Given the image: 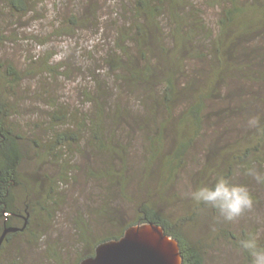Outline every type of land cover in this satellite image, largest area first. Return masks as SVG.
Returning <instances> with one entry per match:
<instances>
[{"label": "trees", "instance_id": "16d2710c", "mask_svg": "<svg viewBox=\"0 0 264 264\" xmlns=\"http://www.w3.org/2000/svg\"><path fill=\"white\" fill-rule=\"evenodd\" d=\"M122 1L124 19L111 33L109 46L101 56L105 67L116 77L114 85L124 86L136 95V100L121 102L122 98L115 94L117 90L109 83L102 85L99 76L92 73L95 86L84 91L85 102L92 105V110L75 114L56 107L52 138L43 153L38 154L39 161H74L77 155L73 152L87 151L83 140L88 133L89 147L107 163L102 170L93 171L95 177L108 180L112 190L128 194L139 176L144 182L143 191L148 192L144 188L149 185L147 178L156 173L161 199L201 149V167L191 174L196 185L211 184L219 174H225L234 183L248 185L254 206L264 204L258 183L244 174L245 166L264 172V0ZM7 4L16 12L26 13L32 0H7ZM87 9L88 15H83L81 9L68 13L57 32L72 37L76 31L90 27L100 33L96 7ZM211 11L217 13L215 18ZM48 63L53 72L65 66ZM101 69H97L100 74ZM23 78L13 63L0 60V238L6 228L25 227L29 216L23 230L7 234L0 254L27 232L36 242L44 241L45 224L36 227V216L42 210L52 215L55 193L65 179L46 176L47 188L43 181L34 183L35 193L43 186L46 194L39 195L36 203L25 199V215L18 209V190L28 195L30 189L23 172L28 146L14 119L15 94L11 91L12 85L21 84ZM253 115L260 118L259 131L247 128V118ZM136 126L148 143L143 169L135 168L130 157L134 146L129 138ZM156 197L150 192L138 206L139 217L124 225L127 219L121 215L106 236L96 239L92 232L83 230L82 239L87 246L77 264L95 255L100 243L121 238L130 226L150 222L162 225L179 240L183 264H205L203 245L190 236L195 214L173 221L159 200L150 199ZM101 210L109 212L107 205ZM21 218L23 223L19 226ZM224 232L248 262L239 241L252 233L264 245V234L248 226ZM0 264L6 263L0 259ZM54 264L65 263L56 254Z\"/></svg>", "mask_w": 264, "mask_h": 264}, {"label": "rangeland", "instance_id": "374dc122", "mask_svg": "<svg viewBox=\"0 0 264 264\" xmlns=\"http://www.w3.org/2000/svg\"><path fill=\"white\" fill-rule=\"evenodd\" d=\"M123 3L122 0H32L30 10L20 13L9 7L7 0H0V60L13 63L24 77L21 84L12 85L14 89L11 91L15 94L14 119L28 146L23 172L24 178L30 181V189L28 195L24 190H18V209L25 215V199L36 203L39 195L46 194V176L65 177L61 188L55 193L52 215L39 211L34 222L36 227L45 224L47 236L44 241L36 242L27 232L4 249L0 259L6 264H54L57 254L65 264H77L87 246L82 239L83 230L92 232L99 239L109 234L107 230L121 215L127 219L124 225H128L139 217L138 206L151 192L157 197L150 199L159 200L173 221L185 214H195L190 236L203 245L205 264H249L242 252L230 243L224 231L229 228L236 232L248 226L264 234V204L253 206L242 217L226 222L215 210L193 201L188 194L199 184L192 181L191 174L200 169L204 150L196 152L195 158L189 160L188 169L164 191L161 199L156 188V173L147 178L149 185L144 188L148 192L143 191L144 182L139 176L134 179L128 194L112 190L108 180L95 177L93 171L102 170L107 163L89 147L88 133L83 140L87 151L82 154L73 152L72 155H77L73 157L74 161L59 162L55 158L39 161L38 154L43 153L47 141L50 142L52 138L56 123L52 114L56 107L70 109L75 114L92 110V105L85 102L84 95V91H90L95 86L92 73L99 76L102 85L109 83L117 91L120 88V92L115 91V94L122 98L121 102L136 100V95L124 86L114 85L116 77L105 67L101 56L103 50L107 49L106 45L109 46L111 33L122 22L120 19H124ZM93 6L99 16L97 24L100 33L90 27L76 31L72 37L57 32L68 13L81 9L83 15H88L87 8ZM211 12L215 18L217 13ZM48 62L49 66L59 63L65 66L53 72ZM101 67L100 74L97 69ZM75 120L80 123L79 116ZM59 129L64 128L59 126ZM129 139L134 146L130 156L133 166L143 169L148 146L145 135L136 126ZM68 157L72 156L69 154ZM42 181L44 187L41 186L39 193H35L32 190L36 186L34 183ZM256 186L264 199V184ZM106 205L109 212L104 213L101 208ZM22 223L23 218L18 221L19 226Z\"/></svg>", "mask_w": 264, "mask_h": 264}, {"label": "water", "instance_id": "95a60500", "mask_svg": "<svg viewBox=\"0 0 264 264\" xmlns=\"http://www.w3.org/2000/svg\"><path fill=\"white\" fill-rule=\"evenodd\" d=\"M25 227L6 228L0 246L9 232ZM81 264H183V257L179 240L168 234L162 225L150 222L130 226L121 238L100 243L95 255Z\"/></svg>", "mask_w": 264, "mask_h": 264}, {"label": "clouds", "instance_id": "9594fccd", "mask_svg": "<svg viewBox=\"0 0 264 264\" xmlns=\"http://www.w3.org/2000/svg\"><path fill=\"white\" fill-rule=\"evenodd\" d=\"M247 128L260 130V118L250 116L246 121ZM244 174L252 177L258 184L264 183V174L255 168L245 166ZM197 204L210 207L218 213L223 221H234L254 206L253 194L247 184L234 183L225 174H219L211 184L197 186L189 194ZM239 248L249 257V264H264V245L259 243L255 234L249 233L247 238L239 241Z\"/></svg>", "mask_w": 264, "mask_h": 264}]
</instances>
